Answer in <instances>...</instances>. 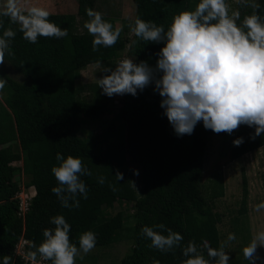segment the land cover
<instances>
[{"label":"trees","instance_id":"trees-1","mask_svg":"<svg viewBox=\"0 0 264 264\" xmlns=\"http://www.w3.org/2000/svg\"><path fill=\"white\" fill-rule=\"evenodd\" d=\"M96 1L78 0L77 15L50 14L49 20L61 28H67L68 36L62 39L40 37L37 44H30L23 39L19 25L13 24L10 17L0 15V23L3 24L0 36L8 27L16 32L10 44L14 55L6 54L5 62L24 78L22 82L15 81L0 67V81L4 82L0 90L7 93L4 101L0 100V147L17 142L20 149L19 152H13L11 145L0 148V264L4 255L12 257L10 264H25L14 255L16 246L24 239L29 242L25 247L26 253L35 251L33 245L39 246L42 242L43 230L55 227L49 221L56 215H63L71 225L69 239L77 247L80 234L86 231L96 234V247L107 244L104 235L111 231L118 232L116 237L120 241L126 236L130 237L133 244L131 252L119 264H151L152 258L158 259L161 264H180L185 259L181 248L161 253L150 248V240L140 233L144 225L151 227L161 223L184 237L181 247L194 240L198 248L202 246L207 258L203 249L204 241L213 248L220 247L217 229L220 217L212 211L211 203L223 194L220 184L214 186L209 199L205 198L201 190L200 182L210 137H220L219 155L228 156L231 161L264 147V134L250 139L254 129L246 126H241L231 135L223 132L216 134L206 130L200 122L192 135L177 137L163 115L161 97L153 91V84L143 92L138 91L136 97L129 94L119 96L113 121H120L125 126L124 149L110 145L101 153L94 152L79 136L81 123L84 117L107 111L109 99L102 95L97 103L81 100L78 96L81 89L77 87L80 71L89 65L112 61L124 51L134 63L147 61L155 69V53L162 47L139 41L133 33L129 37L130 29L126 25L117 27L112 18L103 16L114 29L122 28V31L115 46H100L98 51H93V36L83 24L89 19L85 9L95 11ZM136 1L144 9L141 19L166 26L173 14L194 10L199 2ZM257 2L261 5L259 14L264 17V0ZM251 13L252 9L248 8L247 14H241V20L244 15ZM77 18H80L83 28L81 33L78 32ZM159 75L156 74L157 78ZM99 92L102 94L101 89ZM240 137H243L244 143L239 147L234 146L233 141ZM57 153L65 158L68 155L81 158L92 172V176L81 177L88 193L87 199L77 196L79 208L61 207L59 199L51 191L58 186L51 174L52 166L58 164ZM123 154L140 168L138 191L122 172ZM14 162H21V166H13ZM116 170L123 173V180L116 181ZM17 173L28 177L29 186L35 190L24 218L18 217ZM99 177L105 178L103 185L97 182ZM109 185L116 190L113 191ZM246 197L245 189L243 203ZM120 200L131 203L134 209V224L123 234L119 231L122 227H116V219H108L101 210V206L112 208ZM72 202L69 198L68 203ZM90 213L93 218L86 225L84 214ZM162 234L167 235V232Z\"/></svg>","mask_w":264,"mask_h":264},{"label":"clouds","instance_id":"clouds-1","mask_svg":"<svg viewBox=\"0 0 264 264\" xmlns=\"http://www.w3.org/2000/svg\"><path fill=\"white\" fill-rule=\"evenodd\" d=\"M244 7L252 9L250 15L241 20L240 11H231L226 0H199L194 10H183L173 14L166 26L155 21H145L136 17L129 25L130 32L139 41L146 44L162 45L155 53V69L147 61L139 64L132 58H124L115 67H104L105 73L96 79L102 94L111 98L114 95L129 94L137 96L149 85L154 84V92L161 97L160 107L164 110L177 137L192 135L200 122L206 130L216 134L231 135L241 126L254 129L250 139L264 134V17L259 14L261 5L257 0H239ZM5 10L0 15L8 16L13 24L19 25L23 39L37 44L40 37L62 39L68 36L67 28H61L49 20L50 12L41 6L31 5L28 0H7ZM89 18L83 24L93 36L92 50L100 46L110 48L116 45L122 28H115L103 19L102 13L86 8ZM240 21V23H237ZM0 28L3 24L0 23ZM16 32L11 27L3 30L0 36V64L5 55H14L10 47ZM159 73V78L156 74ZM4 82L0 81V89ZM243 137L233 141L239 147ZM57 165L51 168V174L58 186L51 189L63 208H79L77 196L87 199L88 189L81 179L92 176L82 159L68 155L66 158L56 154ZM134 175H139L134 171ZM116 181L124 179L123 173L116 170ZM97 182L105 183L104 177ZM136 188L134 181H128ZM115 191V187L109 185ZM72 199V204L68 199ZM264 210V202L255 206V211ZM54 228L43 230V240L35 251H29L27 257L37 264V254L51 264H76V257L83 259L97 244L96 234L86 231L80 234L78 243L70 242L71 225L63 215L50 218ZM160 229L163 231H157ZM167 232V235L162 234ZM141 235L150 240L148 245L161 253L181 248L185 259L180 264H229L230 255L223 245L211 247L203 242L198 250L194 240L181 247L184 237L167 228L163 223L151 227L144 225ZM236 239L234 233L227 237ZM264 248V229L258 230L250 242L242 247V254L248 264H256L264 258L257 255V249ZM12 257L4 255L2 264H10ZM151 264H161L152 258Z\"/></svg>","mask_w":264,"mask_h":264},{"label":"rangeland","instance_id":"rangeland-1","mask_svg":"<svg viewBox=\"0 0 264 264\" xmlns=\"http://www.w3.org/2000/svg\"><path fill=\"white\" fill-rule=\"evenodd\" d=\"M7 0H0V6L4 7ZM101 4L97 7L98 12L115 21L117 27L134 23L136 17H142L143 7L136 0H99ZM231 11L246 13L248 7H244L239 0H229ZM0 7V11H1ZM47 10L54 14L77 15L78 0H49ZM62 7V9H61ZM78 32H83L80 18H77ZM130 29V28H129ZM132 33L130 32L129 37ZM126 51L112 61L89 65L80 71L77 87L81 89L79 98L86 102L97 103L103 94L99 92L96 79L101 78L105 73L104 67H115L117 62L127 58ZM2 70L13 80L22 82L24 78L15 71L7 62L0 64ZM7 96L6 91L0 90V100L4 101ZM104 97H107L103 95ZM120 95L109 98L108 110L100 112L95 116L84 117L81 123L79 136L94 152L101 153L108 146L115 145L124 149L125 126L120 121L114 120L118 100ZM11 150L19 152L17 142H12ZM3 145L0 148H5ZM220 137L211 136L207 147V158L201 178V190L206 199L213 193L214 186L221 185L222 196L212 200V211L219 215L220 222L217 229L220 235V246L223 245L226 253L230 255V263L248 264L242 254V247L246 246L255 232L264 229V210L255 211V206L264 202V147L242 156L240 159L231 161L228 156L219 155ZM116 150V149H115ZM117 152V150L115 151ZM122 172L130 181H134L138 191L141 171L138 165L130 160L127 155H122ZM16 167L21 166V162L13 163ZM138 171L139 175H134ZM19 192L16 197L28 199L35 195L33 188L29 186V178L21 173L15 176ZM246 189L247 197L245 203L242 202L243 192ZM33 197V196H32ZM108 219L114 217L117 221L116 227L123 234L134 224V209L131 203L120 200L112 208L101 206ZM93 215L84 214L86 225H89ZM123 229V230H122ZM230 233H234L236 239H227ZM118 232L111 231L104 235L106 245L95 247L91 252L80 259L76 257V264H119L121 259L130 254L132 240L126 236L124 240L117 239ZM127 235V233H125ZM198 250L202 251V246ZM257 255L264 258V248L257 249ZM256 264H264V260L256 261Z\"/></svg>","mask_w":264,"mask_h":264},{"label":"built area","instance_id":"built-area-1","mask_svg":"<svg viewBox=\"0 0 264 264\" xmlns=\"http://www.w3.org/2000/svg\"><path fill=\"white\" fill-rule=\"evenodd\" d=\"M32 196L28 199H20L19 197H16L18 200V217L24 218L25 214L29 211V205L30 201L32 199ZM29 244L28 241L22 239L18 245L16 246L14 255L17 257H20L21 260L25 264H33V262L27 257V253L25 251V247ZM37 264H51L48 260H43L40 256H37Z\"/></svg>","mask_w":264,"mask_h":264},{"label":"crops","instance_id":"crops-1","mask_svg":"<svg viewBox=\"0 0 264 264\" xmlns=\"http://www.w3.org/2000/svg\"><path fill=\"white\" fill-rule=\"evenodd\" d=\"M29 4L31 5H36V6H41V7H44L47 9V5L49 6V0H28ZM101 4V2H99V0L96 1V4H95V11L97 10V7ZM2 6V5H1ZM0 6V7H1ZM62 9V7H61ZM5 8L4 7H1V11H4ZM50 14H54L53 12H50ZM102 16H105V15H102ZM15 163V162H14ZM13 165V164H12ZM15 166V165H13ZM33 188V187H31ZM34 189V188H33ZM35 191V190H34Z\"/></svg>","mask_w":264,"mask_h":264},{"label":"bare ground","instance_id":"bare-ground-1","mask_svg":"<svg viewBox=\"0 0 264 264\" xmlns=\"http://www.w3.org/2000/svg\"><path fill=\"white\" fill-rule=\"evenodd\" d=\"M33 195H34V193H33Z\"/></svg>","mask_w":264,"mask_h":264}]
</instances>
